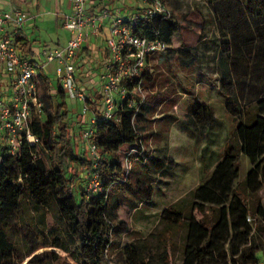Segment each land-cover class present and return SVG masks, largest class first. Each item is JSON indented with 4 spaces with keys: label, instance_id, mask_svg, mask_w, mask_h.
Listing matches in <instances>:
<instances>
[{
    "label": "trees",
    "instance_id": "trees-1",
    "mask_svg": "<svg viewBox=\"0 0 264 264\" xmlns=\"http://www.w3.org/2000/svg\"><path fill=\"white\" fill-rule=\"evenodd\" d=\"M213 2L219 23L226 22L231 34L221 39L225 65L230 67H225L220 87L234 133L211 175L193 191L192 203L181 201L165 208L162 229L123 244L122 234L130 225L120 216L117 194L131 185L133 170L128 172L123 162L127 153L137 148L131 163L138 161L148 168L154 162L159 175L170 171V160L154 159L140 145L146 142L149 106L146 97L137 107L141 97L135 88L140 83L146 88L149 73L142 70L124 80L128 92L118 103L115 119H102V93H86L89 112L99 117L88 129L93 132L90 141L101 153L103 189L89 194L93 165L74 139L70 95L41 70L38 84L44 111L31 121L37 143L25 141L19 154L6 155L0 163V264H22L41 246L61 250L71 261L46 251L25 264H259V253L264 251V0ZM180 27L171 12L169 17L158 13L142 19L132 29L170 46ZM15 38L22 54L30 58L31 42L19 33ZM167 52L172 55L174 50L170 46ZM195 110L190 116L195 122L213 119L210 107ZM242 157L248 159L250 169L241 179ZM80 178L84 181L75 187ZM137 184L140 193L149 195L142 178ZM176 253L181 254L179 261Z\"/></svg>",
    "mask_w": 264,
    "mask_h": 264
},
{
    "label": "crops",
    "instance_id": "crops-1",
    "mask_svg": "<svg viewBox=\"0 0 264 264\" xmlns=\"http://www.w3.org/2000/svg\"><path fill=\"white\" fill-rule=\"evenodd\" d=\"M136 1L137 0H89L88 6L92 10L108 7L115 14L128 16L139 9L133 6V3ZM166 1L172 12L173 18L180 23L181 27L180 30L171 37L170 46L173 48L174 53L172 55H169L168 52L159 53L158 62L168 69L173 67L172 61L175 60L177 68L184 73L185 78H189L190 81L194 84L196 83V85H203V92L206 93V95L203 96L202 94H196L194 88L190 90L185 89L187 92H190L188 94L190 97L182 110L181 116L176 117V121H174L176 129L188 140L200 141L203 138L207 139V143L204 146V153L202 154V163L199 166L201 180L197 185L198 187L211 175L217 163L222 159L225 150L224 147L222 152H217L215 144L213 143L214 141L211 140L212 132L218 124L216 108L214 104L209 101L210 95H213L215 91L218 93L226 113L233 122V118L226 107L225 96L220 87L221 79L225 76L224 69L225 67H230V65H225L226 55L221 46V39L229 37L231 34L228 32L229 29L225 27L226 22L223 25L219 23L217 18L218 14L213 10V0L195 3V7L192 5L190 9H187L186 5L182 7L179 0ZM72 5L73 0H0V11L18 6L28 13L29 18L22 25L19 34L31 42L32 55H30V58L40 63L43 59L42 53L45 49L64 47L68 43L71 33L65 28L64 22L66 16L72 12ZM195 8L198 13L196 11H191ZM191 20H193L192 22H195L196 25L186 23V21ZM110 24V19H107L103 24L101 34L92 37L89 41L84 43L82 49L79 51L78 76L80 79L87 75H93L94 80H100V73L103 71L105 62L109 59L106 41L110 35ZM153 61V57H148L146 66L143 68V71L149 73L148 76L150 77L145 83L146 87L150 86L155 80ZM43 71L48 74L45 69ZM182 80L183 79H180V82ZM8 85L9 79L3 64L0 63L1 98L7 97ZM146 104L149 106V112L144 122V127L145 135H149L156 105L152 98H148ZM201 105L211 108L213 112L212 120L195 122L194 119L190 118V116L193 117L195 115V109ZM91 121L92 118H90L89 122L85 120L87 123L86 128L92 126ZM229 138L230 137H228L227 140H229ZM170 149L168 145H163L157 148V152L154 154V159L170 160V171L166 175H159L155 172L154 162H151L148 168H145L138 161L133 162L134 168L132 177L136 181L142 178L143 181L146 182L145 185L148 184L150 188L149 195H141L137 188H127L117 194V199L120 203L123 201L130 202L131 209H133L134 212L142 211L147 219L155 212L158 204V196L166 193L165 188L169 182L168 179L177 172V169L182 164L178 158L171 154ZM242 159L245 158L242 157ZM246 174H244L243 177ZM165 208H167V206L162 208L161 213ZM263 255L264 253L262 256Z\"/></svg>",
    "mask_w": 264,
    "mask_h": 264
},
{
    "label": "built area",
    "instance_id": "built-area-1",
    "mask_svg": "<svg viewBox=\"0 0 264 264\" xmlns=\"http://www.w3.org/2000/svg\"><path fill=\"white\" fill-rule=\"evenodd\" d=\"M88 1L73 0L72 12L66 16L64 22L65 28L71 33L68 43L64 47L45 49L40 63L25 57L15 38L28 20V13L18 6L0 11V63L3 64L9 79L7 97H0V163L5 160L6 155L19 154L25 141L31 145L37 143L31 131V121L34 116L43 115L44 105L40 99L41 90L38 82L40 71L47 65H53L59 85L72 98L81 101L84 104L83 112H87V94L81 87L82 80L78 76L79 51L84 43L101 34L107 19H110L111 23L110 35L106 41L109 59L100 73V92L104 96L102 119L117 118L118 103L126 98L128 92L124 80L140 75L148 57L167 52L170 48L165 41L140 36L132 29L142 19L152 18L158 13L169 17L171 11L166 0H142L144 6L128 16L115 14L108 7L92 10L88 6ZM135 89L141 97L136 103L139 107L146 98L145 89L142 83ZM98 119L99 117L95 115L92 122ZM92 133V129L82 133V139L89 143V156L93 165L87 183L89 194L103 190L99 171L101 153L90 141ZM140 145L147 149L146 142H141ZM138 151L137 148H131L125 157L128 172L131 169L129 158L132 153ZM259 264H264V259Z\"/></svg>",
    "mask_w": 264,
    "mask_h": 264
},
{
    "label": "rangeland",
    "instance_id": "rangeland-1",
    "mask_svg": "<svg viewBox=\"0 0 264 264\" xmlns=\"http://www.w3.org/2000/svg\"><path fill=\"white\" fill-rule=\"evenodd\" d=\"M179 1L181 2L182 7L186 5L187 9H190L192 5L195 7V3H203L207 0ZM133 6L134 8H141L144 6V2L142 0H137L135 3H133ZM191 11H196L198 13L196 8ZM192 21L193 20L186 21V23L190 25L195 24V22ZM153 59L155 80L150 86H145V96L147 98L153 99L156 105V110L152 117L151 128L149 130L150 134L145 135L147 149L149 153L155 154L157 152V148L162 147L163 145H168L171 148V154L178 158L182 164L177 169V172L168 179L169 182L165 188L166 193L164 195L158 196V204L155 212L152 213L148 219L144 216L142 211L134 212L133 209H131L130 202H122L119 211L120 216L121 218L127 220L130 225V230L122 234L123 244L131 242L136 238L148 237L150 233L162 229L163 225L160 221L162 208L164 206L170 207L171 205H175L181 201H185V203L190 205L193 201L192 193L201 180L199 166L202 163V154L204 153V146L207 143V139L203 138L200 141H193L189 139V141L176 129L174 121H176V117L181 116L182 110L184 109L190 97L188 95L190 92H187L185 89L190 90L194 88L196 94H202L205 96L206 93L203 92L204 86L196 85V83H192L189 78H185L184 73L177 68L175 60L172 61L173 67L167 69L164 65H161L158 62V54L153 56ZM45 70L53 82L56 83L57 77L53 69V65H47ZM81 79L83 80L82 85L83 88H85L86 93L91 96L101 93V82L100 80H94L93 75H87L81 77ZM180 79L183 80L180 82ZM67 101L69 102L70 107L73 109L72 116L76 123V128L73 135L77 144V148L84 150L85 156L90 158L89 143L82 139V133L88 129L86 128L87 123L85 120H88L89 122L90 118L93 117V113L89 112V110L84 113V104L81 101L72 98L71 96L67 97ZM209 101L214 104L218 114V124L212 132L211 140L214 141L213 143L215 144L216 151L222 152L224 147H226L228 144L229 140H227V138L233 137L234 122H232V119L226 113L224 105L216 91L213 95H210ZM123 153L124 152H122V154H118L119 158H121ZM40 156H43V153L40 152ZM244 158L245 159H242L241 161V179L243 178V175L247 173L250 167L248 159L246 157ZM123 162L124 166H126L125 161ZM130 168L133 170V162L131 163ZM81 171H83V169ZM85 174L84 176L86 177L87 174ZM81 176H83V173ZM83 181L84 179L82 178L77 179L75 187H77V185ZM136 186H138L137 181L132 177L131 185H129L128 188H137ZM148 187L149 186L147 184V188ZM145 188L146 187H144V189ZM76 194L78 195V193ZM141 195L143 194L141 193ZM262 196L264 201V192H262ZM196 216L198 218L202 217V215L198 212H196ZM54 250L56 249L53 247L41 246L35 253ZM56 251L62 256H67V258L71 261L67 254L61 250ZM263 253L264 251H261L259 254L262 256ZM180 256V253H176L177 261L180 260ZM30 257L31 256L27 257L22 264L26 263ZM262 259H264V255L262 256Z\"/></svg>",
    "mask_w": 264,
    "mask_h": 264
},
{
    "label": "water",
    "instance_id": "water-1",
    "mask_svg": "<svg viewBox=\"0 0 264 264\" xmlns=\"http://www.w3.org/2000/svg\"><path fill=\"white\" fill-rule=\"evenodd\" d=\"M54 251L57 252L56 250H54ZM35 254H37V253H34L33 255H31V257L34 256ZM31 257L28 258V260L26 261V263L31 259ZM24 264H25V263H24Z\"/></svg>",
    "mask_w": 264,
    "mask_h": 264
}]
</instances>
